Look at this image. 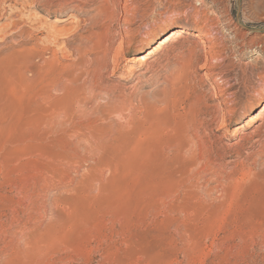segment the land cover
I'll use <instances>...</instances> for the list:
<instances>
[{
    "label": "rangeland",
    "instance_id": "rangeland-1",
    "mask_svg": "<svg viewBox=\"0 0 264 264\" xmlns=\"http://www.w3.org/2000/svg\"><path fill=\"white\" fill-rule=\"evenodd\" d=\"M263 2L0 0V264H264Z\"/></svg>",
    "mask_w": 264,
    "mask_h": 264
},
{
    "label": "bare ground",
    "instance_id": "bare-ground-1",
    "mask_svg": "<svg viewBox=\"0 0 264 264\" xmlns=\"http://www.w3.org/2000/svg\"><path fill=\"white\" fill-rule=\"evenodd\" d=\"M8 1V0H7ZM10 1V0H9ZM35 1V0H34ZM115 2V0H114ZM32 4V3H31ZM264 4V2H263ZM29 6V5H28ZM116 8V7H115ZM262 9V8H261ZM263 9H264V6H263ZM256 11V10H255ZM258 11V10H257ZM263 11V10H262ZM31 14V13H30ZM40 14V13H39ZM254 14H258L257 12L254 13ZM130 18H128L127 16L125 17L124 19V23H128L130 22L129 21ZM206 21V20H205ZM56 23L59 22V20H55ZM210 22V21H209ZM123 23V22H122ZM123 23V24H124ZM17 25V24H16ZM127 25V24H126ZM212 25V24H211ZM210 25V26H211ZM209 26V25H208ZM36 27V26H35ZM67 28V26L65 27ZM68 29V28H67ZM67 29H63V30H56L54 28L53 32H56L57 34H61V32H63L64 30L67 31ZM18 30V29H17ZM43 31V30H42ZM65 31V32H66ZM39 32V31H38ZM37 32V33H38ZM64 32V33H65ZM109 32V31H108ZM128 32V31H127ZM185 33H188V31L186 30L185 26H182V27H179V28H176V29H173L171 30L169 33H167L166 35H164L162 38L159 39V41L154 44L147 52L143 53V54H140L138 55L136 58H135V61H138V62H141V63H144L146 62L149 57L153 54V53H156L158 51H160L161 49H163L166 45H168L169 42H171L172 40L176 39V38H181V37H184L185 36ZM32 35V34H31ZM127 35V34H126ZM53 36V35H52ZM111 36V35H110ZM42 38V37H40ZM49 39V38H48ZM104 39V38H103ZM115 39V38H114ZM46 40V39H45ZM44 40V41H45ZM101 40V39H100ZM99 40V41H100ZM95 41V40H94ZM102 41V40H101ZM48 42V41H47ZM108 43V41H107ZM194 44V43H193ZM195 44L198 46H201L202 49L204 51H207L210 49V39L208 38H198L196 41H195ZM91 45H94V44H91ZM99 45V44H98ZM103 45V44H101ZM107 46V45H106ZM112 46V45H111ZM110 46V47H111ZM108 47V46H107ZM28 49V48H27ZM118 49V48H117ZM35 50V49H34ZM78 51V50H77ZM198 51V50H197ZM84 53V52H83ZM106 53V52H105ZM184 56V55H183ZM41 57V56H40ZM99 57V56H98ZM103 57V55H102ZM106 57V55H104V58ZM123 57V56H122ZM214 57V56H213ZM106 59V58H105ZM115 59V58H114ZM213 59V58H212ZM107 60V59H106ZM113 61V60H112ZM153 61V60H152ZM77 62V61H76ZM109 62V61H108ZM113 63V62H112ZM118 64V63H117ZM210 64V63H209ZM76 65V64H75ZM110 65V64H109ZM113 65V64H111ZM204 65V64H203ZM110 67V66H109ZM106 68V67H105ZM131 68H133V65H131ZM94 69V68H93ZM22 71V70H21ZM27 71V70H26ZM99 72V71H98ZM106 72V71H105ZM108 72V71H107ZM219 72V71H218ZM39 74V73H38ZM101 74V73H100ZM220 74V73H219ZM79 75V74H78ZM102 75V74H101ZM44 78V77H43ZM100 78V77H99ZM218 79V78H217ZM37 80V79H36ZM219 81V80H218ZM217 88V87H216ZM219 89V88H217ZM218 91V90H217ZM216 97V96H215ZM200 116V115H199ZM264 117V104L261 108V110H259L258 112H256L255 114H252L251 116H249V118H247V120L244 122V124H241L239 127H245V126H251L256 119H262ZM264 119V118H263ZM225 120V119H224ZM226 122V121H225ZM225 125V123H224ZM238 127V128H239ZM199 131V130H198ZM200 133V132H199ZM200 140V139H199ZM203 140V139H202ZM201 140V141H202ZM204 142V141H202ZM204 144V143H203ZM202 144V146H203Z\"/></svg>",
    "mask_w": 264,
    "mask_h": 264
}]
</instances>
